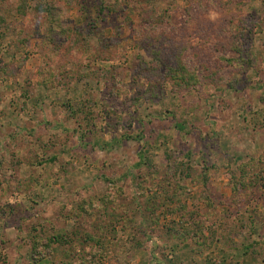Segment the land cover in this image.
<instances>
[{"label": "rangeland", "instance_id": "1", "mask_svg": "<svg viewBox=\"0 0 264 264\" xmlns=\"http://www.w3.org/2000/svg\"><path fill=\"white\" fill-rule=\"evenodd\" d=\"M0 264H264V0H0Z\"/></svg>", "mask_w": 264, "mask_h": 264}, {"label": "trees", "instance_id": "2", "mask_svg": "<svg viewBox=\"0 0 264 264\" xmlns=\"http://www.w3.org/2000/svg\"><path fill=\"white\" fill-rule=\"evenodd\" d=\"M60 238H61V241H63L64 237H61V236H60Z\"/></svg>", "mask_w": 264, "mask_h": 264}]
</instances>
